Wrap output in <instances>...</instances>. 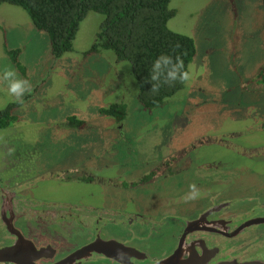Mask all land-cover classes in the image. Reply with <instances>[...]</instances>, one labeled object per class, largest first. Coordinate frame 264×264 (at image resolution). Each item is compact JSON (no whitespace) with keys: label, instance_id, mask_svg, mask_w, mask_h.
<instances>
[{"label":"rangeland","instance_id":"1","mask_svg":"<svg viewBox=\"0 0 264 264\" xmlns=\"http://www.w3.org/2000/svg\"><path fill=\"white\" fill-rule=\"evenodd\" d=\"M168 7L175 12L168 29L191 38L196 56L184 89L145 110L129 63H118L110 51L85 55L101 15L89 12L73 51L54 59L47 35L22 9L0 6V69L10 65L32 85L23 106L0 87V112L13 104L18 118L0 130V188L9 184L24 200L22 212L70 216L62 229L41 226L58 240L61 254L92 239L94 209L105 212L97 213L98 227L108 239L129 233L120 214L162 219L160 229L169 230L146 248L153 259L173 246L172 234L209 196L264 200V0H171ZM6 50L18 51L23 73ZM119 103L126 106L122 121L100 114ZM70 118L83 125L70 126ZM166 161L173 167L131 185ZM190 184L201 196L185 203ZM36 222L19 226L25 237ZM1 228L0 247L8 243Z\"/></svg>","mask_w":264,"mask_h":264},{"label":"flooded vegetation","instance_id":"2","mask_svg":"<svg viewBox=\"0 0 264 264\" xmlns=\"http://www.w3.org/2000/svg\"><path fill=\"white\" fill-rule=\"evenodd\" d=\"M18 62L20 63L19 59ZM79 123L75 127L79 128L83 125V122L79 121ZM69 125L73 126L70 121ZM261 148L264 150V146H261ZM171 162L172 164L174 163V161H166L159 166L151 167L146 176L140 177L139 180L131 185L150 183L155 177L163 174L170 167L172 168ZM253 165L255 168L254 163ZM231 199L222 200L220 193L209 196L201 211L194 218L185 221L179 234H172L173 246H170L167 251H163V254L153 257V259H150L151 255L146 248H149L151 243H155L156 236L169 229H160L162 219L146 216L135 211L133 214L118 215L119 217L122 216L121 228L129 229L130 234L125 231L124 239L115 240L103 237L101 229L98 227L99 219L97 213L99 211L94 209L96 212H93L89 217L95 226V234H93L92 239L79 248H75V250L61 254L59 252L60 249L56 246L58 240L54 238L55 236L52 237L48 229L41 230V226L50 227V223H53L56 224V228L62 229L64 222H66L65 217L69 218L70 216L50 214L45 217L44 215L34 214V212H22L24 210V200L19 199L18 194L11 191L9 184H5V188H0V227H2L1 237H4L8 243L0 247V249L20 244L28 253L27 256L23 255L19 259L25 264L30 263V258H34V264H62V261L76 251L94 243L98 246L97 252L94 250L87 258L76 260L75 264H92L99 261H103L101 262L103 264L108 262L116 264H156L171 256L179 245L182 264H220L232 261L242 264L249 262L264 263V200L253 199L248 201L243 199L233 201ZM99 213L105 215V212L100 211ZM93 215L95 216L93 217ZM20 218H22L23 222L29 221L27 226L20 224ZM35 220H38L36 222L38 228H33V231L29 232L31 238L25 237L19 226L32 228L31 223ZM194 222L198 223L191 225L189 230H187L189 223L192 224ZM134 227H136V230L132 232L131 229ZM147 229L151 230L150 234H146ZM139 230L140 233H138ZM131 235H134V237ZM235 239H238L239 244L236 243L230 247L226 245L228 241ZM111 241L122 244L125 249H129L124 251L123 255H115L114 251L108 249V254L116 257L121 262L98 253L103 250L104 243ZM27 246L34 250L30 251Z\"/></svg>","mask_w":264,"mask_h":264},{"label":"trees","instance_id":"3","mask_svg":"<svg viewBox=\"0 0 264 264\" xmlns=\"http://www.w3.org/2000/svg\"><path fill=\"white\" fill-rule=\"evenodd\" d=\"M171 0H0V6L9 4L22 9L36 30L44 32L49 40L54 59L73 51V42L80 23L89 12L103 17L95 42L85 55L110 51L118 63L127 62L138 85V102L145 110L160 107L166 99L184 89L185 83L162 86L152 94L149 80L151 65L161 54L181 55L186 69L196 56L194 41L168 29L175 15L168 5ZM15 66L23 73L18 62V51H7ZM16 105L10 104L0 112V129L17 121ZM100 114L122 121L126 114L124 104H113L101 109ZM70 124L79 121L70 118Z\"/></svg>","mask_w":264,"mask_h":264},{"label":"clouds","instance_id":"4","mask_svg":"<svg viewBox=\"0 0 264 264\" xmlns=\"http://www.w3.org/2000/svg\"><path fill=\"white\" fill-rule=\"evenodd\" d=\"M191 74L186 69L184 60L181 55H176L173 58L172 55L161 54L159 55L151 65V72L149 80L151 82L150 92L157 94L162 86H173L176 82L186 83L190 80ZM0 87H4L7 94L14 98V102L24 105L25 101L23 97L26 93H30L32 85L29 80L20 78L15 69L10 65H4L0 69ZM3 137L0 136V141ZM14 148L8 149V155L14 153ZM189 191L182 197V200L187 203L195 201L200 198L201 192L195 184H190ZM122 259V256H121Z\"/></svg>","mask_w":264,"mask_h":264},{"label":"water","instance_id":"5","mask_svg":"<svg viewBox=\"0 0 264 264\" xmlns=\"http://www.w3.org/2000/svg\"><path fill=\"white\" fill-rule=\"evenodd\" d=\"M197 223L198 222H194L192 224L189 223L187 230H189V227L191 225H195ZM96 245L97 244L94 243V244H90L88 246L81 248L80 250H78L74 254H72L71 256L67 257L64 261H62V264H75L76 260H81V259L87 258L91 254V252H93L94 250L95 251L97 250L98 246H96ZM103 246H104L103 250L98 252V253H101L102 255L106 256L107 258L115 259L118 262H121V261L116 259V257H113L112 255L108 254V249H110L111 251H114L115 255H123L124 251L129 250V249H125L122 244H119L115 241L104 243ZM27 248H29L30 251L34 250L33 248H32L33 250H31V248L29 246H27ZM179 250H180V245L177 248V250L171 256H168L167 258H165L164 260H161L160 262H158L156 264H182L181 263V254H179ZM26 252H27V250L24 249L20 244H16L12 247L0 249V263L25 264V263L21 262L19 259L23 255L27 256L28 253H26ZM29 260H30L29 264H34V258H30ZM220 264H242V263H237L236 261H232V262H224V263H220ZM243 264H264V263L249 262V263H243Z\"/></svg>","mask_w":264,"mask_h":264}]
</instances>
